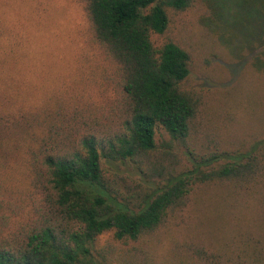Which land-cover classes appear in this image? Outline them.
I'll return each mask as SVG.
<instances>
[{
    "label": "trees",
    "instance_id": "obj_1",
    "mask_svg": "<svg viewBox=\"0 0 264 264\" xmlns=\"http://www.w3.org/2000/svg\"><path fill=\"white\" fill-rule=\"evenodd\" d=\"M78 3L88 50L54 88L18 83L30 38L0 57V264H264V121L238 142L213 106L227 90L192 79L229 3L264 47V0ZM107 234L172 247L119 258Z\"/></svg>",
    "mask_w": 264,
    "mask_h": 264
},
{
    "label": "rangeland",
    "instance_id": "obj_2",
    "mask_svg": "<svg viewBox=\"0 0 264 264\" xmlns=\"http://www.w3.org/2000/svg\"><path fill=\"white\" fill-rule=\"evenodd\" d=\"M81 9L78 0H0V57L7 59L11 36L17 42H27L29 38L32 41L27 52H23L28 57L24 58L27 62L23 64L28 69L24 74L28 75L25 80L31 79L35 84L25 81L18 82L19 85L29 87V92L31 88L37 89L44 85L54 88L57 80L64 78L59 75L70 71L81 59L83 51L88 50L86 41L89 34ZM226 10L228 12L222 23L225 29H220L225 32L224 39L219 40L213 33L214 36L211 35L220 49L215 46L214 55L209 56L214 65L200 66L201 63L198 61L197 64L195 60L192 79L201 82L206 90H227L213 106L216 110H222V123L233 129L238 142L242 143L245 138L255 136L259 124L264 121V71H257L253 67L256 57L259 59L258 56L264 54V47L256 51L253 47L251 50L252 45L245 44L251 33L250 24L244 20L245 14L230 3ZM226 25L236 27L230 30ZM194 31L199 35L197 26ZM29 70L39 73L30 74ZM18 77H15L16 80L23 79L22 76ZM5 80L4 88L10 86L13 87L11 91H17V81ZM181 238L179 236L177 240ZM107 245L114 249L116 257L120 258L132 251L140 259L148 254L161 259L169 256L172 247L170 240L163 236L138 244L118 242L112 234L104 235L98 242V248Z\"/></svg>",
    "mask_w": 264,
    "mask_h": 264
}]
</instances>
